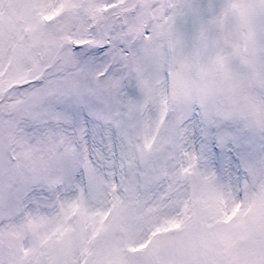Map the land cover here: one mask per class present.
<instances>
[{"label": "snow or ice", "instance_id": "1", "mask_svg": "<svg viewBox=\"0 0 264 264\" xmlns=\"http://www.w3.org/2000/svg\"><path fill=\"white\" fill-rule=\"evenodd\" d=\"M0 264H264V0H0Z\"/></svg>", "mask_w": 264, "mask_h": 264}]
</instances>
